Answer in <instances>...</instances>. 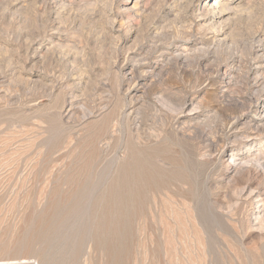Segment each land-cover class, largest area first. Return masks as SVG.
I'll list each match as a JSON object with an SVG mask.
<instances>
[{
    "label": "rangeland",
    "instance_id": "rangeland-1",
    "mask_svg": "<svg viewBox=\"0 0 264 264\" xmlns=\"http://www.w3.org/2000/svg\"><path fill=\"white\" fill-rule=\"evenodd\" d=\"M0 260L264 264V0H0Z\"/></svg>",
    "mask_w": 264,
    "mask_h": 264
},
{
    "label": "bare ground",
    "instance_id": "bare-ground-1",
    "mask_svg": "<svg viewBox=\"0 0 264 264\" xmlns=\"http://www.w3.org/2000/svg\"><path fill=\"white\" fill-rule=\"evenodd\" d=\"M215 2H216V3H219L218 1H215ZM261 108H263V107H261ZM261 111H262V110H261ZM136 153H137V152H136ZM136 153H135V154H136ZM134 157H135V156H134ZM136 160H137V159H136ZM136 162H137V161H136ZM136 162H135V163H136ZM142 163H143V162H142ZM136 164H138V162H137ZM140 165H141V164H140ZM129 166H130V165H129ZM129 166H127V167H129ZM127 167H124V168H127ZM146 167H148V166H146ZM150 167H152V166H150ZM132 169H133V168H132ZM144 170H145V169H144ZM144 170H143V171H144ZM149 170H152V169H149ZM126 171H127V169H126ZM130 171H131V170H130ZM135 171H136V170H135ZM140 171H141V170H140ZM146 171H147V170H146ZM123 172H124V171H122L121 173H123ZM144 172H145V171H144ZM131 173H132V172H131ZM137 173H138V172H137ZM137 173H135V174H137ZM139 173H140V172H139ZM123 174H124V173H123ZM128 174H129V172H128ZM145 174H147V173H145ZM131 175H132V174H131ZM142 175H143V173H141V176H142ZM133 176H134V175H133ZM138 176H139V175H138ZM138 176L135 177V178L137 179ZM141 176H140V177H141ZM146 176H147V175H146ZM146 176H144V177H146ZM150 176H151V175H150ZM119 177H120V176H119ZM129 177H130V175H129ZM140 177H139V178H140ZM142 177H143V176H142ZM121 178H122V177H121ZM144 179H145V178H144ZM144 179H143V180H144ZM119 180H120V179H119ZM123 180H124V179H123ZM123 180H122V181H123ZM129 180L131 181L130 178H129ZM117 181H118V180H117ZM117 181H115V182L117 183ZM127 181H128V180H127ZM141 181H142V180H141ZM144 181H145V180H144ZM136 182H137V181H136ZM138 182H139V185H140V181H138ZM112 183H113V182H112ZM121 183H123V182H121ZM126 183H127V182H126ZM124 184H125V183H124ZM131 184H133L132 181H131L130 185H131ZM134 184H135V183H134ZM144 184H146V183H144ZM115 185H116V184H115ZM120 185H121V184H120ZM137 185H138V184H137ZM110 186H113V185L111 184ZM114 187H115V186H114ZM116 187H117V185H116ZM116 187H115V188H116ZM126 187H127V186H126ZM139 187H140V186H139ZM89 188H90V187H89ZM117 188H119V187H117ZM117 188H116L115 190H117ZM124 188H125V186H124ZM134 188H135V187H134ZM134 188H133V189H134ZM143 188H144V187H143ZM108 189H109V188H108ZM144 189H145V188H144ZM123 190H124V189H123ZM125 190H126V188H125ZM84 191H85V190H84ZM112 191H114V190H111L110 192H112ZM120 191H121V190H120ZM135 191H136V189H135ZM110 192H109V195L113 196L112 193L110 194ZM118 192H119V190H118ZM136 192H137V191H136ZM138 192H139V191H138ZM140 192H141V191H140ZM113 193H114V192H113ZM121 193H122V195H123V192H121ZM130 193H131V192H130ZM133 193H134V191H133ZM102 194H105V192L102 193ZM137 194H138V193H137ZM114 195H115V194H114ZM125 195H126V194H124V196H125ZM133 195H134V194H133ZM111 196H110V197H111ZM119 196H120V195H118V197H119ZM127 196H128V195H127ZM137 196H138V195H137ZM99 197H102V196H99ZM103 197H105V196H103ZM103 197H102V198H103ZM110 197H109V199H110ZM115 197H116V196H115ZM121 197H122V196H121ZM116 198H117V197H116ZM122 198H123V197H122ZM125 198H126V197H125ZM129 198H130V197H129ZM135 198H136V197H135ZM135 198H134V199H135ZM142 198H143V196H142ZM103 199H104V198H103ZM119 199H120V198H119ZM126 199H127V198H126ZM139 199H140V197H139ZM75 200H76V199H75ZM98 200H99V202H100V199H99V198H98ZM111 200H112V199H111ZM122 200H123V199H122ZM127 200H128V199H127ZM137 200H138V199H137ZM104 201H105V200H104ZM109 201H110V200H109ZM113 201H114V200H113ZM113 201H112V202H113ZM117 201H118V200H116L115 202H117ZM131 201H132V199H131ZM139 201H141V200H139ZM115 202H114V203H115ZM125 202H127V201H125ZM125 202H124V203H125ZM133 202H135V201H133ZM133 202H132V203H133ZM101 203H102V202H101ZM118 203L121 204L122 202L119 201ZM129 203H130V202H129ZM139 203H140V202H139ZM75 204H76V202H75ZM107 204H108V203H107ZM109 204H110V202H109ZM111 204H112V203H111ZM111 204H110V205H111ZM96 205H98V204H96ZM118 205H119V204H118ZM122 205H123V204H122ZM122 205H121V206H122ZM127 205H128V204H127ZM103 206H104V205H103ZM108 206H109V205H108ZM123 206H125V204H124ZM131 206H132V205H131ZM131 206H130V207H131ZM110 207H111V206H110ZM117 207H119V206H117ZM70 208H71V207H70ZM112 208H113V207H112ZM115 208H116V207H114V210H115ZM122 208H123V207H122ZM128 208H129V207H128ZM131 208H132V207H131ZM131 208H130V209H131ZM133 208H135V207H133ZM130 209H129V210H130ZM104 210H105V209H104ZM111 210H112V209H111ZM118 210H119V209H117V212L119 213L120 211H118ZM121 210H122V209H121ZM123 210H124V209H123ZM134 210H135V209H134ZM99 212H101V210H100ZM126 212H127V211H126ZM131 212H132V211H131ZM115 213H116V211H115ZM122 213H123V212H122ZM128 213H129V212H128ZM107 214H108V212H107ZM113 215H114V214H113ZM128 215H129V214H128ZM104 216H105V215H104ZM104 216H103V217H104ZM108 216H109V215H108ZM110 216H111V215H110ZM114 216H115V215H114ZM117 216H118V215H117ZM119 216H120V215H119ZM119 216H118V218H119ZM124 216H125V215H124ZM111 217H112V216H111ZM115 217H116V216H115ZM122 217H123V216H122ZM125 217H126V216H125ZM129 217H130V216H129ZM101 218H102V217H101ZM104 218H105V217H104ZM107 219H108V218H107ZM107 219H106V220H107ZM110 219H111V218H110ZM110 219H109V220H110ZM114 219H115V218H114ZM125 219H126V218H125ZM100 220H101V219H100ZM103 220H104V219H103ZM116 220H117V219H116ZM118 220H119V219H118ZM127 220H128V219H127ZM127 220H126V221H127ZM104 221H105V220H104ZM128 222H129V220H128ZM128 222H127V223H128ZM95 223H96V222H95ZM108 223H109V221H108ZM110 223H111V222H110ZM99 224H100V223H99ZM99 224H97V225H99ZM112 224H113V223H112ZM117 224H118V223H117ZM119 224H120V223H119ZM122 224L124 225V222H123ZM94 226H95V225H94ZM101 226H102V224H101ZM113 226H114V225H113ZM91 227H92V226H91ZM106 227H107V226H106ZM110 227H111V225H110ZM115 227H116V226H115ZM125 227H126V226H125ZM94 228H95V227H94ZM96 228H98V227H96ZM99 228H100V227H99ZM102 228H103V226H102ZM102 228H101V229H102ZM104 228H105V227H104ZM117 228H118V227H117ZM105 229H106V228H105ZM124 229H126V228H124ZM93 230H94V229H93ZM103 230H104V229H103ZM113 230H114V229H113ZM113 230H112V231H113ZM110 232H111V231H110ZM118 232H119V231H118ZM101 233H103V232L101 231ZM111 233H113V232H111ZM121 233H123V232H121ZM104 234H106V233H104ZM95 235H97V234H95ZM122 235H124V234H122ZM98 236H99V235H98ZM100 236H101V235H100ZM104 237H105V236H104ZM106 237H107V236H106ZM100 238H101V237H100ZM85 240H86V239H85ZM99 243H100V242H99ZM105 243H106V242H105ZM102 244H103V243H102ZM117 244H118V243H117ZM119 244H121V243H119ZM122 244H123V243H122ZM80 245H81V244H80ZM100 245H101V244H100ZM108 245H109V244H108ZM112 247H113V245H112ZM116 247H117V246H116ZM93 248H94V247H93ZM106 249H107V248H106ZM101 251H102V250H101ZM101 253H103V252H101ZM113 253H114V252H113ZM115 255H116V254H115ZM116 260H117V259H116ZM3 262H5V261L0 260V263H3ZM37 264H39V263H37ZM111 264H112V263H111Z\"/></svg>",
    "mask_w": 264,
    "mask_h": 264
}]
</instances>
